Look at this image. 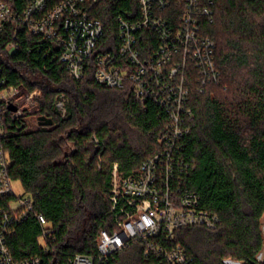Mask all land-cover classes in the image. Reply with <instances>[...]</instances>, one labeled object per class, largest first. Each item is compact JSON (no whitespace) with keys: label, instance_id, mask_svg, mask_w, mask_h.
<instances>
[{"label":"trees","instance_id":"trees-1","mask_svg":"<svg viewBox=\"0 0 264 264\" xmlns=\"http://www.w3.org/2000/svg\"><path fill=\"white\" fill-rule=\"evenodd\" d=\"M3 1L20 16L27 7V0ZM137 5V0H118L97 7L94 16L105 28L102 43L114 42L107 52L118 47L117 17L134 19ZM213 11V24L206 20L203 27L216 42L220 83L200 90L196 73L191 80L194 117L184 148L195 168L183 184L220 224L214 231L180 229L174 244L185 249L188 264H264L258 259L264 251V0H214ZM61 51L54 40L15 23L0 34L7 87L40 89L38 115L53 121L31 127L21 114L7 123L11 176L53 230L52 249L44 251L39 224L34 219L21 224L9 240L18 261L38 256L42 264H70L77 254L97 255L100 233L115 230L114 166L122 178L135 174L162 150L160 139L167 133L168 119L159 107L144 108L128 89L97 83L93 67L74 79L60 62ZM111 264L151 263L143 246L133 243Z\"/></svg>","mask_w":264,"mask_h":264},{"label":"built area","instance_id":"built-area-1","mask_svg":"<svg viewBox=\"0 0 264 264\" xmlns=\"http://www.w3.org/2000/svg\"><path fill=\"white\" fill-rule=\"evenodd\" d=\"M117 1L27 0L20 16L0 0V34L15 23L54 40L62 50L60 62L71 77L81 80L93 67L97 83L128 89L144 108L153 104L168 119L167 133L160 139L162 150L145 160L135 174L122 178L118 165L114 166L110 206L115 230L100 233L97 255L77 254L70 264H111L133 243L143 246L151 264H188L185 249L174 244L176 232L188 227L214 231L220 224L219 217L202 210L200 197L183 184L184 176L195 168L184 148L194 117L191 80L196 73L200 90L220 83L216 42L204 35L203 27L206 20L213 24L214 0H137L134 19L117 17L118 47L107 52L114 42L102 43L104 24L94 15L99 5ZM1 72L0 68V264H42L38 256L15 260L10 249L9 240L29 219L41 227L44 251L52 249L53 230L29 194L16 195L6 149L8 120L22 114L19 108L10 111L14 98L25 92L31 100L42 93L7 87ZM58 106L63 110L62 102ZM225 264L241 263L226 260Z\"/></svg>","mask_w":264,"mask_h":264},{"label":"rangeland","instance_id":"rangeland-1","mask_svg":"<svg viewBox=\"0 0 264 264\" xmlns=\"http://www.w3.org/2000/svg\"><path fill=\"white\" fill-rule=\"evenodd\" d=\"M243 74H246V71H243ZM29 77H31L33 79L34 82H41L43 83L44 81L41 80V78H37L36 76H32L31 74H28ZM41 92L42 91L40 89L38 90H34L33 92ZM32 92V91H29ZM41 96H35V98L33 99H29L28 96L25 95V92L20 93L19 95H17V97L14 98V105H16L22 112V114H24L26 117H28V123L31 127H33V124H38V112H39V103H38V99H40ZM12 187L16 193L17 196H23L26 194L22 184L20 181L18 180H13L12 181ZM262 225H263V232H264V217L262 218ZM259 259L261 261L264 260V251L261 255H259Z\"/></svg>","mask_w":264,"mask_h":264},{"label":"water","instance_id":"water-1","mask_svg":"<svg viewBox=\"0 0 264 264\" xmlns=\"http://www.w3.org/2000/svg\"><path fill=\"white\" fill-rule=\"evenodd\" d=\"M19 109L16 105L14 104H11L10 105V111L11 112H17ZM38 124L40 126H43V127H47V126H52L53 125V121L50 120V119H47L46 117H38Z\"/></svg>","mask_w":264,"mask_h":264}]
</instances>
